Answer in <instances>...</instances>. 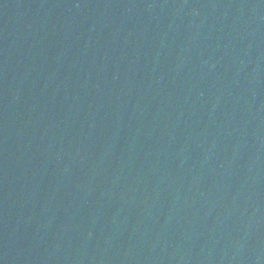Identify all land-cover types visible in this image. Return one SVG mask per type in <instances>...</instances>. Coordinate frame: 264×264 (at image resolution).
I'll return each mask as SVG.
<instances>
[{
    "label": "water",
    "instance_id": "95a60500",
    "mask_svg": "<svg viewBox=\"0 0 264 264\" xmlns=\"http://www.w3.org/2000/svg\"><path fill=\"white\" fill-rule=\"evenodd\" d=\"M0 264H264V0H0Z\"/></svg>",
    "mask_w": 264,
    "mask_h": 264
}]
</instances>
